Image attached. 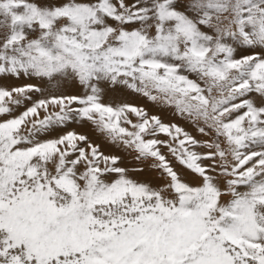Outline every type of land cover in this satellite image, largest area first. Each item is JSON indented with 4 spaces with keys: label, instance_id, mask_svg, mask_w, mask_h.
<instances>
[{
    "label": "snow or ice",
    "instance_id": "1",
    "mask_svg": "<svg viewBox=\"0 0 264 264\" xmlns=\"http://www.w3.org/2000/svg\"><path fill=\"white\" fill-rule=\"evenodd\" d=\"M0 264H264V0H0Z\"/></svg>",
    "mask_w": 264,
    "mask_h": 264
},
{
    "label": "bare ground",
    "instance_id": "2",
    "mask_svg": "<svg viewBox=\"0 0 264 264\" xmlns=\"http://www.w3.org/2000/svg\"><path fill=\"white\" fill-rule=\"evenodd\" d=\"M23 80V79H21ZM16 82V81H15ZM23 84V83H22ZM68 94H76L75 90L73 89H68L66 90ZM121 92H118V94H120ZM118 94H110L108 96L105 97V102H115V99H116V103H129V104H133V105H137L139 107V105H141L140 107L144 108L146 111L148 110L150 113L149 115L152 116V115H155V114H164L166 115L167 113H171V111L173 109L171 108H166V107H163L161 106L160 108V105H156L157 107L153 106V109L151 108V104L150 102H148V104H150L149 106L146 104H144V100L143 98H141L143 101H141L139 99V95H136L134 93H131L133 94V96L130 95V92H127L126 93V98L124 96V94H120V96L118 98L117 95ZM146 99V98H144ZM140 100V101H139ZM147 100V99H146ZM143 105V106H142ZM147 111V112H148ZM166 113V114H165ZM162 114V115H163ZM166 115L167 117L168 116H172V115ZM179 117V116H178ZM135 119V118H133ZM174 119V118H173ZM176 120V119H175ZM183 123H188L187 121H184ZM169 124V122H168ZM182 126V124H181ZM81 130H79L80 132L82 133H85L89 136V138L94 142V143H99L100 140H103L105 141L98 133H96L90 126L88 127H81L79 125H76V128H78ZM187 128L189 130H186L188 133H190L191 135H193L194 137H196L197 139H205V137H201L200 134L196 131V129L190 124L189 126H187ZM77 130V129H76ZM78 131V130H77ZM160 139H166V137H164L163 135L160 136ZM101 151H103L106 155H118V156H121L122 157V162L119 166L121 167H127V168H132V167H135L137 166L136 165V162L130 157L128 156L123 149H116V148H113L112 146L108 145L107 142H103L102 145H101ZM163 151L165 152V155H167V151L165 149H163ZM201 151H203V149H201ZM177 169L179 170V166L177 165L176 166ZM130 175L133 176L134 179H138V180H145V181H150L153 183V185H155L156 183H159V180L157 178V174L154 172V171H148L146 170L143 174H133V173H130ZM150 179H153V180H150Z\"/></svg>",
    "mask_w": 264,
    "mask_h": 264
},
{
    "label": "rangeland",
    "instance_id": "3",
    "mask_svg": "<svg viewBox=\"0 0 264 264\" xmlns=\"http://www.w3.org/2000/svg\"><path fill=\"white\" fill-rule=\"evenodd\" d=\"M28 82H32V81H25V80H19V81H14L13 83H15V84H22V83H28ZM126 91L125 92H121L120 94L122 95V94H124V96H125V98H126ZM114 94H118V92L117 93H114ZM120 94H118L117 95V97L116 98H118L119 96H120ZM130 95L131 96H133V94H131L130 93ZM141 98H143V100H144V104H146L147 103V105L149 106L150 104H148V100H146V99H144V97H139V99L141 100V101H143ZM139 100V101H140ZM146 102V103H145ZM106 103H108V102H106ZM113 103H116V99H115V102H113ZM151 103V102H150ZM155 106V107H157L155 104H151L150 106H151V108L153 109V106ZM135 106H137V105H135ZM141 105H139V107H140ZM143 106V105H142ZM160 108H161V106H160ZM148 111V110H147ZM150 112L148 111V114H149ZM163 114V113H162ZM162 114H155V116H158L161 120H162V122L163 123H165V124H168V122H169V124H172V123H175V124H177L178 126H180L181 128H183L185 131L186 130H189L188 128H187V126H189L190 124L189 123H183L185 120L183 119V118H181V117H178L177 115H175L174 114V111L172 110L171 111V113L169 114V113H165L166 115H172V116H166V115H162ZM174 118V119H173ZM176 119V120H175ZM181 124H182V126H181ZM78 131H77V130ZM66 130H75V131H77V132H80L81 130L79 129V127L78 128H76V125H71L68 129H66ZM80 130V131H79ZM103 142H106V141H103V140H100V142L98 143V144H100V146L102 145V143ZM162 151H163V149H162ZM150 180H153V179H150Z\"/></svg>",
    "mask_w": 264,
    "mask_h": 264
}]
</instances>
